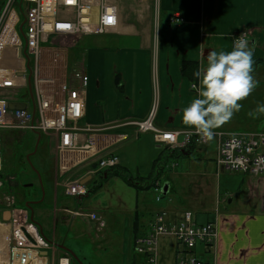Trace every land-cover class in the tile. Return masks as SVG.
<instances>
[{
  "label": "built area",
  "instance_id": "obj_1",
  "mask_svg": "<svg viewBox=\"0 0 264 264\" xmlns=\"http://www.w3.org/2000/svg\"><path fill=\"white\" fill-rule=\"evenodd\" d=\"M116 0H0V129H20L39 132L53 140L57 176L67 196H81L86 188L68 174L76 167L95 163L89 173L111 169L119 164L112 146L127 138L113 136L109 127L82 124L84 117L87 75L85 69L69 72L68 55L72 46L84 35L110 33L118 24ZM140 3L142 0H132ZM157 16V0H151ZM21 6L22 14L18 6ZM142 8L141 5H138ZM145 8H149L146 6ZM184 19L174 13L169 16L171 25ZM244 34L236 31V38ZM20 51V53H19ZM31 63L30 71L27 63ZM31 87L28 89V82ZM192 88V85H191ZM145 119L134 121L135 135L152 134L155 143L170 149L189 145L207 144L193 130L170 131L155 127L154 118L157 91ZM24 94L21 95V91ZM192 90H196L193 89ZM25 103L24 110L11 111L9 103ZM85 135L83 138L82 135ZM181 136L182 138H180ZM215 165L219 170L240 172L251 177H264V133H215ZM235 139L239 146L231 148ZM2 166L0 151V171ZM0 180V188L2 187ZM154 185L158 188L159 183ZM2 209L9 211V220L1 222L5 248H0V264H53L55 247L29 220L27 211L15 206L12 195L3 194ZM73 216L85 217L95 224L96 231L104 228V220L92 211H74ZM217 227L213 222L197 224L190 212L181 221H168L164 213H157L150 224L149 233L135 240V251L142 264H158V241L170 238L182 249L174 264H214L197 257L192 250L197 245L213 246ZM43 252H47L43 255ZM51 252V262L48 253ZM58 264H69L59 258Z\"/></svg>",
  "mask_w": 264,
  "mask_h": 264
},
{
  "label": "crops",
  "instance_id": "obj_2",
  "mask_svg": "<svg viewBox=\"0 0 264 264\" xmlns=\"http://www.w3.org/2000/svg\"><path fill=\"white\" fill-rule=\"evenodd\" d=\"M115 4L118 24L111 33L103 34L112 39L99 41L97 46H86L82 52L87 85L81 122L94 127L112 126L108 130L110 134L127 136L112 146V152L119 159L118 167L127 173L131 160L136 165L144 150L150 154L148 144H155L150 132L135 136L132 124L146 118L154 87L157 88L155 127L173 131L194 129L182 121V109L198 96L197 90L191 89L193 83L188 76L192 74H183L184 63H196L199 70L202 59L206 65L211 50L231 51L234 33L243 30L250 35L249 47L254 45L253 76L264 75V0H157V24L149 22L155 14L151 0L140 3L116 0ZM125 4L141 5L136 12L137 20L147 22L142 25L122 16L120 6L124 8ZM174 13L184 21L171 25L168 18ZM196 84L199 87V79ZM135 168L138 172L137 165ZM77 169L76 173L83 171L73 178H81L86 185L92 182L93 176L86 166ZM249 179L255 184L252 192L264 202V177ZM219 198L222 203L231 202L229 194ZM182 215L169 220L179 221ZM193 218L196 223L214 221L217 226L215 244L195 248L194 253L200 259L214 264H264V205L230 209L203 221L196 214ZM177 250L175 244L174 261Z\"/></svg>",
  "mask_w": 264,
  "mask_h": 264
},
{
  "label": "rangeland",
  "instance_id": "obj_3",
  "mask_svg": "<svg viewBox=\"0 0 264 264\" xmlns=\"http://www.w3.org/2000/svg\"><path fill=\"white\" fill-rule=\"evenodd\" d=\"M137 5L125 4L124 8L120 6V10L123 9L122 16L127 20L143 25L147 21L137 20ZM149 22L157 24L158 19L153 16ZM109 39L112 36H83L70 48L69 72L80 71L82 67L85 69L81 56L86 46H97L99 41ZM254 78L259 84L247 99L240 102L241 110L234 114L230 122L214 129V133H264V114L255 119L248 115L258 105L264 104V75L256 74ZM148 147L150 154L144 150L138 156V172L131 160V168L126 174L138 181V176H141L142 181L151 185L158 182L159 189L136 190L121 178L93 176L89 187L98 184L102 187L78 202L75 197L65 195L61 186L55 187L54 142L51 138L30 130L0 129V180L3 182L0 199L3 194L12 195L16 206L28 211L29 218L41 229L43 237L57 248L53 264H57L59 257H67L69 264H137L141 256L135 251L132 233L136 212L140 223L144 224L160 210L166 212L168 219L190 211L203 221L216 214L223 215L230 209L264 205L252 192L255 184L248 175L216 167L213 160L215 138L193 149L186 157L170 155L160 144L151 143ZM203 150L206 152L203 153ZM77 173L74 170L69 177L73 178ZM164 185L169 188L163 195L160 188ZM228 194L231 202L222 203L219 197ZM224 200L227 201L226 197ZM65 209L95 211L104 220L105 226L96 231L93 222L85 217H73ZM174 250V240L160 239L158 263L171 264ZM48 256L51 262V252Z\"/></svg>",
  "mask_w": 264,
  "mask_h": 264
},
{
  "label": "clouds",
  "instance_id": "obj_4",
  "mask_svg": "<svg viewBox=\"0 0 264 264\" xmlns=\"http://www.w3.org/2000/svg\"><path fill=\"white\" fill-rule=\"evenodd\" d=\"M244 34L236 38L231 51L211 50L206 57V65L201 61L194 76L199 79V87L192 84L198 96L182 109L183 124L195 129L201 140L210 142L214 139V129L230 122L238 113L242 104L255 90L259 82L254 78V53ZM203 56V54H202ZM264 114V104L258 105L248 115L258 118ZM239 146L233 139L231 148Z\"/></svg>",
  "mask_w": 264,
  "mask_h": 264
},
{
  "label": "trees",
  "instance_id": "obj_5",
  "mask_svg": "<svg viewBox=\"0 0 264 264\" xmlns=\"http://www.w3.org/2000/svg\"><path fill=\"white\" fill-rule=\"evenodd\" d=\"M18 3H20V0H18ZM18 9H19V12L22 14V10H21L20 5L18 6ZM27 69L29 71L31 69V63L30 62L27 63ZM197 70H198V67H197L196 63H184L183 67H182V71H183L184 75L188 76V75H190V73L192 74L188 77H189V80L193 84L194 83L196 84L197 80H198V78L194 76V72H196ZM30 83H31V81H30ZM194 148H195L194 145H189L184 149L169 151V154L176 156V157L188 155L192 152V150ZM95 166L96 165L93 164L92 167L94 168ZM96 176H99L101 179H107L109 176L121 178L128 186L133 187L136 190H144V189L151 188V183L149 184L146 181H142V178H140V177H138L140 179L139 181L135 180L134 178L130 177L128 174L123 172L119 167L101 170L96 174ZM101 187H102V184L93 185V186L89 187L86 191L85 196H82L81 198L87 197L91 194L96 193L98 190H100ZM80 199H78V202L80 201ZM76 201H77V198H76ZM138 216H139V214L136 212L135 217H134V224H133V240H135L138 237L146 235L147 234L146 228H148L147 226L149 225V223L147 225L146 224L143 225L142 223H140V219ZM137 264H142V263L140 261L139 263L137 262Z\"/></svg>",
  "mask_w": 264,
  "mask_h": 264
},
{
  "label": "water",
  "instance_id": "obj_6",
  "mask_svg": "<svg viewBox=\"0 0 264 264\" xmlns=\"http://www.w3.org/2000/svg\"><path fill=\"white\" fill-rule=\"evenodd\" d=\"M20 53V51H19ZM26 107V104L25 103H9L8 104V109L11 110V111H17V110H24ZM84 181H82L83 183ZM167 189H168V186L167 185H164L163 186V190H162V193L163 195L167 193ZM2 220L3 221H7L9 219V212L8 211H4L2 213V216H1ZM43 254H46V252H43Z\"/></svg>",
  "mask_w": 264,
  "mask_h": 264
},
{
  "label": "bare ground",
  "instance_id": "obj_7",
  "mask_svg": "<svg viewBox=\"0 0 264 264\" xmlns=\"http://www.w3.org/2000/svg\"><path fill=\"white\" fill-rule=\"evenodd\" d=\"M6 227L3 226L2 224H0V232H2L4 234V231H5ZM0 233V248L4 247L5 248V240H4V236L3 234Z\"/></svg>",
  "mask_w": 264,
  "mask_h": 264
}]
</instances>
